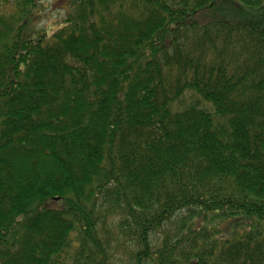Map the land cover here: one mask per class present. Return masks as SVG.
<instances>
[{
	"label": "trees",
	"instance_id": "16d2710c",
	"mask_svg": "<svg viewBox=\"0 0 264 264\" xmlns=\"http://www.w3.org/2000/svg\"><path fill=\"white\" fill-rule=\"evenodd\" d=\"M41 1L0 0V264H264V0Z\"/></svg>",
	"mask_w": 264,
	"mask_h": 264
},
{
	"label": "rangeland",
	"instance_id": "374dc122",
	"mask_svg": "<svg viewBox=\"0 0 264 264\" xmlns=\"http://www.w3.org/2000/svg\"><path fill=\"white\" fill-rule=\"evenodd\" d=\"M42 4V15L43 17L40 19L39 23H38V27H48L50 25H52L51 28H53L57 23L60 22V20L62 19V17L64 16L65 13V9L64 7L65 5V1L64 0H42L41 1ZM6 7L8 8V11L12 10V7L10 4H7ZM44 14L45 17H44ZM48 29V31L51 30ZM157 237H155V241H156ZM115 256H116V261L124 264L126 263V258L124 256L123 250H118L115 252ZM120 259L123 261L121 262ZM116 262V264H117Z\"/></svg>",
	"mask_w": 264,
	"mask_h": 264
},
{
	"label": "water",
	"instance_id": "95a60500",
	"mask_svg": "<svg viewBox=\"0 0 264 264\" xmlns=\"http://www.w3.org/2000/svg\"><path fill=\"white\" fill-rule=\"evenodd\" d=\"M162 264H170V263H162Z\"/></svg>",
	"mask_w": 264,
	"mask_h": 264
}]
</instances>
